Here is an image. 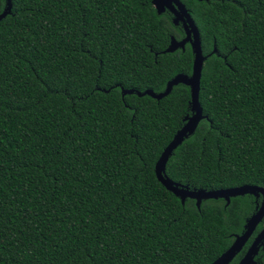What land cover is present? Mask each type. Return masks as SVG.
Masks as SVG:
<instances>
[{"label": "trees", "instance_id": "1", "mask_svg": "<svg viewBox=\"0 0 264 264\" xmlns=\"http://www.w3.org/2000/svg\"><path fill=\"white\" fill-rule=\"evenodd\" d=\"M11 1L0 20V264H212L256 197L183 204L155 167L192 115L191 88L122 94L192 74L189 43L164 52L185 37L173 14L152 0ZM182 1L208 57V119L166 174L197 190L264 186V0Z\"/></svg>", "mask_w": 264, "mask_h": 264}, {"label": "water", "instance_id": "2", "mask_svg": "<svg viewBox=\"0 0 264 264\" xmlns=\"http://www.w3.org/2000/svg\"><path fill=\"white\" fill-rule=\"evenodd\" d=\"M153 4L158 13H163L167 10L174 14L172 23L176 26L183 25L186 36L179 40L175 36H172L171 43L169 47L164 52H174L179 48L185 50L186 45L189 43L193 51V72L191 75L188 74H178L173 79H171L165 91L157 93L152 89H147L145 91H140L136 89H125L122 87L123 96L126 94L136 93L139 96L150 95L153 98L161 99L167 96L173 87L183 83L191 88V110L192 115H189L185 119V124L180 128L174 138L164 147L160 158L156 163V175L159 181L172 193L182 200L185 204L188 198L194 199L197 202V207L200 210L202 203L208 200H225L227 205L231 203L233 198L243 197L247 194H252L257 199L256 211L249 217L245 230L241 235L235 237V241L232 246L222 254L218 259H216L212 264H229L235 257L244 249V247L250 241V238L256 232L260 223L264 220V186L247 184L246 186L236 187L225 190L217 191H206L191 189L187 185L180 184L173 181L166 174L167 163L184 139H187L193 135L200 123L203 120L208 119L203 112V108L200 104V91H201V80L203 76V69L207 56L204 55L201 34L198 25L194 22L191 13L189 12L186 4L182 0H152ZM224 1V0H221ZM12 11V1L7 0V6L5 10L0 14V20L6 15H9ZM217 53L215 49L213 54ZM262 198L261 202H259ZM264 246V228L257 234L251 247L246 254V256L240 260L238 264H256L255 257L259 253L261 247Z\"/></svg>", "mask_w": 264, "mask_h": 264}, {"label": "flooded vegetation", "instance_id": "3", "mask_svg": "<svg viewBox=\"0 0 264 264\" xmlns=\"http://www.w3.org/2000/svg\"><path fill=\"white\" fill-rule=\"evenodd\" d=\"M167 11H169V10H167ZM170 13H172L171 11H169ZM173 14V13H172ZM173 16H174V14H173ZM178 26H181L182 28H183V30H184V32H185V36H186V31H185V29H184V27H183V25L180 23V25H178ZM261 200H262V198H260V200H259V202H261ZM258 203V202H257ZM262 230V229H261ZM261 230H259L258 232H257V230H256V232L254 233V235L250 238V240H251V242H250V246L248 247V249L246 250V252L244 253V255L241 257V259L240 260H242L245 256H246V254L248 253V251H249V249H250V247H251V244H252V242L254 241V239H255V237L257 236V234L261 231ZM238 236V235H237ZM236 237V236H235ZM235 241V240H234ZM246 247V246H245ZM244 247V248H245ZM244 250V249H243ZM243 250L235 257V259L234 260H232L229 264H233L234 263V261L243 253ZM240 260H238L235 264H238L239 262H240ZM255 261H256V264H264V246H262L261 247V249H260V251H259V253L256 255V257H255Z\"/></svg>", "mask_w": 264, "mask_h": 264}]
</instances>
